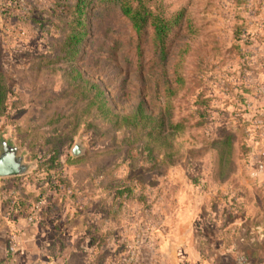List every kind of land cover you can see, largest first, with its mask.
I'll use <instances>...</instances> for the list:
<instances>
[{
  "label": "rangeland",
  "instance_id": "374dc122",
  "mask_svg": "<svg viewBox=\"0 0 264 264\" xmlns=\"http://www.w3.org/2000/svg\"><path fill=\"white\" fill-rule=\"evenodd\" d=\"M11 1L0 67L19 108L0 107V139L31 167L0 190L40 213L54 264H130L132 250L136 264H264V0H152L171 22L163 48L94 0L74 57L61 6L77 0Z\"/></svg>",
  "mask_w": 264,
  "mask_h": 264
},
{
  "label": "trees",
  "instance_id": "16d2710c",
  "mask_svg": "<svg viewBox=\"0 0 264 264\" xmlns=\"http://www.w3.org/2000/svg\"><path fill=\"white\" fill-rule=\"evenodd\" d=\"M93 2L94 0H77V2L74 4H71V5L63 4L61 6L64 12L71 13L75 16L74 23L77 26L75 33H73L72 35L70 34L65 35L66 40L62 42L61 44L62 49L64 46V48H67L68 50L67 55L64 57H68V56L74 57V55L77 53L76 51H78V45L82 37L81 17L83 14V9L85 5L93 3ZM115 2L117 3L116 6H117L118 11L121 13V17H123L129 22L131 33L134 36L139 37V38H141L142 35L144 34L154 36L155 39L160 43V47L163 48L162 42L165 40L167 36V32L170 28L171 22L163 17H160L157 13L153 11V8L151 5L153 3L152 0H138V2H136L135 0H116ZM1 4L6 6V8H3V10H6L9 7H11L14 3L12 4L11 0H0V5ZM101 10L103 12L109 11V14L112 13V10L110 7H102ZM85 57H87V54H84V58ZM69 72H70L69 73L70 77L72 79L75 78V81H76L75 87L77 88L80 86L82 88V92H85V88H86L83 85H86L87 87L91 89H93L94 87L96 88L94 95H91L90 97L91 98V101H89L90 104H92L95 100H98L99 103L102 104L103 94L98 86L96 85L88 86V84H86L85 82L86 80L85 81H83L84 79L81 80L78 77V74L72 75L74 73L73 68H71ZM1 73H2V68L0 67V107H2V109L1 108L0 109L1 111H4L6 109H18L19 107L17 103H8V95L12 93L13 89L9 87V85L5 81L3 74ZM5 100H7V103H5ZM13 104H16V105L13 106ZM137 107L138 108L136 109L135 113L139 115L142 113L141 103L138 104ZM17 124H18L17 122H13L16 132L21 133V134H26V137H24V140H23V144L26 143L27 139H28V142H31L32 140L29 138L31 136V133H27V131L30 130L28 129L29 128L28 125L24 128L22 127V125H17ZM159 125L161 126V129H163L167 125L166 116L164 114L160 116ZM163 132L164 130L161 131V133ZM46 151L47 153H49L51 149L48 148V150ZM51 154H52L51 162H53V165H56L57 164L56 160L59 156V149L55 147L52 150ZM219 164L220 165H219L218 173L220 172L222 164H224V162L219 163ZM224 168H225V164L223 165V170ZM58 180L61 182L62 179H58ZM49 185L53 187L52 191L54 190L53 192L56 193L55 199H52V200H58L59 197H61L59 200L66 199L64 197L65 195L61 196L60 193H57V191L60 189L61 184L54 182V180H50ZM43 193L45 194V192H41L42 196L44 195ZM3 201H4L5 208L10 213L19 214L22 212H27V216L30 213V208H29L30 204L27 203L26 199L15 197V195H12V194L10 195L9 193H6V196L4 197ZM88 229H90V226H88Z\"/></svg>",
  "mask_w": 264,
  "mask_h": 264
},
{
  "label": "crops",
  "instance_id": "0c3cea01",
  "mask_svg": "<svg viewBox=\"0 0 264 264\" xmlns=\"http://www.w3.org/2000/svg\"><path fill=\"white\" fill-rule=\"evenodd\" d=\"M5 196L6 193L0 190V264H54L55 257L49 256L45 250L50 241L42 236L40 213L36 214L33 222L28 221L27 212L10 213L4 205ZM41 214L48 217L54 215L47 211ZM14 242L18 244L17 249L11 252ZM70 242L68 246L74 247L73 241ZM82 242V247H88L89 241L83 239Z\"/></svg>",
  "mask_w": 264,
  "mask_h": 264
},
{
  "label": "water",
  "instance_id": "95a60500",
  "mask_svg": "<svg viewBox=\"0 0 264 264\" xmlns=\"http://www.w3.org/2000/svg\"><path fill=\"white\" fill-rule=\"evenodd\" d=\"M73 154H80V144L73 148ZM30 164L25 161L18 147L6 139H0V178H10L26 174L30 169Z\"/></svg>",
  "mask_w": 264,
  "mask_h": 264
},
{
  "label": "built area",
  "instance_id": "2783aa9c",
  "mask_svg": "<svg viewBox=\"0 0 264 264\" xmlns=\"http://www.w3.org/2000/svg\"><path fill=\"white\" fill-rule=\"evenodd\" d=\"M36 214H37V209L34 207V208H32L31 210H30V214L28 215V221L29 222H33L34 221V219H35V216H36ZM17 245L18 244H15V242L13 243V245H11V247H10V251L11 252H15V249H17ZM134 251L132 250L131 251V257H130V259H129V263L130 264H136L133 260V258H134ZM242 263L243 264H245V260L244 259H242Z\"/></svg>",
  "mask_w": 264,
  "mask_h": 264
}]
</instances>
